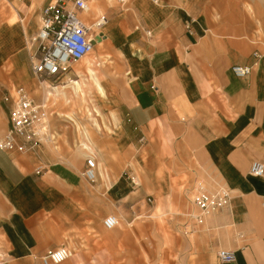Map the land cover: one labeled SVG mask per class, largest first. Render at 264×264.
I'll return each mask as SVG.
<instances>
[{
  "label": "crops",
  "instance_id": "1",
  "mask_svg": "<svg viewBox=\"0 0 264 264\" xmlns=\"http://www.w3.org/2000/svg\"><path fill=\"white\" fill-rule=\"evenodd\" d=\"M105 1L108 15H100L104 9L99 0H89L88 22L98 13L106 23L101 29L102 40L85 58L88 61L82 70H77L76 64L71 66L80 78L76 81L79 88L67 81L55 87L40 83L38 88L46 101L59 95L66 99V88L82 102L85 94L105 99L107 90L116 83L106 75L108 65H114L110 61L113 55L122 84L111 100L124 141L145 150L152 164L165 166L140 176L139 183L134 179L132 184L138 189L132 188L122 175L115 178L101 166L79 133L88 142L87 136L70 117L66 121L78 134L72 141L60 126L51 127L50 122L56 139L54 151L60 150L56 146L60 137L62 145H79L88 152L85 157L93 155L97 162L94 185L82 177L83 171L61 163L46 164L44 153L33 156L0 151V264H40L35 256L59 247L71 253L60 264H112L120 254L117 244L122 242L107 236L105 232L113 230L102 226L108 202L125 205L134 213L144 199L152 205L149 212L153 215L162 212L164 205L169 212L172 191L182 180L187 181V188L182 190L188 204L186 213L177 216L179 222L167 221L165 236L157 235L158 224L150 226L157 235L155 244L164 246L163 260L167 264H264V177L248 174L252 162L264 165V59L248 42L219 41L218 34H208L203 0H162L158 5L150 0H132L131 12L125 13L117 12L113 0ZM49 2L23 0L22 6L29 9L26 14L35 6L26 22V40L36 32L39 14ZM17 20L11 8V18L2 30ZM24 34L20 29L12 41L20 42ZM5 50L0 62V91L12 94L9 88L17 75L34 78L26 46L6 54ZM234 65L251 66V74L235 78L230 72ZM22 88L36 100L31 91ZM3 97L0 110L8 128L11 105ZM144 156L142 153V159ZM195 166L209 172L217 183L198 180L192 168ZM38 168L42 171L36 175ZM143 181L152 185L155 194L162 192L157 197L165 204L162 201L155 206L154 197L141 188ZM197 184L209 190L226 188L230 204L207 217L202 225L188 227L185 216L194 210L189 199ZM221 250L232 252L234 261L221 262Z\"/></svg>",
  "mask_w": 264,
  "mask_h": 264
},
{
  "label": "rangeland",
  "instance_id": "2",
  "mask_svg": "<svg viewBox=\"0 0 264 264\" xmlns=\"http://www.w3.org/2000/svg\"><path fill=\"white\" fill-rule=\"evenodd\" d=\"M120 1L121 0H113V4L116 10H118L117 12L125 13L127 10L131 12L129 9L132 8V0H122L124 1L123 3H125L123 6H121L122 3H120ZM203 1L208 19V34H218L219 37L217 39L219 41L242 40L248 42L252 46V51H257V54L264 59V0ZM22 2L23 0H15V2L11 0H0V62L2 53L5 49L6 54L15 51L18 47L27 45V35L24 34L25 26L35 6H32V9L29 11L31 12L30 14H26L29 9L22 6ZM99 2L101 8L104 9L100 12V15H108L107 13L109 10L107 9L108 4L106 1L99 0ZM11 8H14L17 13V23L2 30L11 18ZM156 8H160V6ZM91 16L96 19L99 17V14L96 13ZM20 29L24 34L22 39L20 42L18 40L13 42L12 40ZM87 61L88 60L85 59L74 67L77 70H82ZM102 61L104 62L106 59H102ZM110 61H113L114 65H108L111 67L106 72V75L110 76L112 81H116V83L111 85L112 90H107L105 99L99 98L96 95L85 94L84 101L82 102L72 94L70 88L65 89L67 93L66 99L60 95L51 97L49 101L43 99L44 97L42 98V90L38 88L42 83L55 87L64 84L68 81V78L61 80L60 83L51 84L47 80L34 78V81H32L26 78L23 79L21 76L17 75L19 78L16 76L15 83L9 88V91L13 93V89L15 90L24 86L27 90L31 91L37 101H46L49 112H52V116L50 117L51 127L52 124L60 126L63 129L62 131L66 132L69 141L75 139L76 135L78 136L77 133L75 134L72 125L66 121V117L72 118L79 126L80 132L82 134L85 133L88 138L87 142L79 133L80 140L86 144H90L89 146L100 159L101 166L107 167L115 178L122 175L125 182L130 184L132 188L138 189V187H134L131 183V179H135V182L139 183L140 176L155 173L159 168L161 169L162 166H165V164L163 165L158 162H156L155 165L152 164V158H150V156L148 157L145 150L134 148L124 141V136H122L118 128L119 124L116 123L114 117L116 105L114 101L111 100V97H114L115 90L122 83L119 80L121 79L119 78V73L116 71V63L113 55ZM108 62L109 60H107V64ZM95 69L98 71L100 70L97 67H95ZM71 80L80 81V78H71ZM0 92V98L2 95H4V97L7 95L6 90H1ZM95 110L99 112V115L94 112ZM57 114L63 117L58 118L56 116ZM93 121L96 122L98 127ZM6 128L7 123L5 114L0 110V134H2ZM57 141L56 146H60L59 151H54L55 146H47L42 150V154L44 153L42 157L46 160V164L61 163L72 170L82 172L84 170V158L88 152L82 150L79 145L74 148L62 145L60 137H58ZM142 153L145 154L143 159L141 157ZM192 168L197 171L198 180H202L209 184L213 182L217 183L209 172L201 171L197 166ZM168 170L170 172V168H168ZM156 187V190H159L160 187ZM141 188L145 191L146 195L154 197L155 206L162 201L165 204L164 199L159 198L162 192L161 194H155L152 185H147L143 181V186ZM184 188H187V181L182 180L178 182L171 194L173 202V206L170 208L171 211L168 212L169 208L164 205L163 208L165 211L163 210L160 212V210H158L154 215L153 212H149L152 205L146 203L144 199L135 207L134 213L125 205L123 206L116 202H108L107 216H115L119 224L115 230L112 232H105V234L116 240L119 239L122 242V244H117L120 254L112 264H167V262L163 260L164 246L161 244L158 246L155 243L157 235L165 236V232L168 233L167 221L179 222L180 220L177 216H183V214L186 213L188 204L184 198L185 192H182ZM136 208H138V212H136ZM152 223H156L160 226V231H156L157 235L154 234V230L151 228ZM157 256L160 258L157 259Z\"/></svg>",
  "mask_w": 264,
  "mask_h": 264
},
{
  "label": "built area",
  "instance_id": "3",
  "mask_svg": "<svg viewBox=\"0 0 264 264\" xmlns=\"http://www.w3.org/2000/svg\"><path fill=\"white\" fill-rule=\"evenodd\" d=\"M21 1V0H18ZM162 0H150L158 5ZM88 0H50L41 10L36 32L28 36L26 50L33 78L47 80L51 84L60 83L68 78H79L72 65L90 56L95 40H102L101 29L106 19L100 16L92 22L87 20ZM252 68L247 65H234L231 74L237 79L246 78ZM45 82V81H43ZM3 101L10 103L8 128L0 137V151L37 156L47 146H54L56 139L50 127V117L46 101H36L23 88L13 89ZM85 168L82 177L90 184L95 182L97 162L93 155L84 159ZM42 168L35 171L39 175ZM248 174L255 178L264 177V165L254 161ZM131 183H135L131 179ZM231 195L226 188L207 189L197 184L190 194V203L194 210L186 214L185 226H200L210 215L228 208ZM151 202L150 199L147 200ZM115 216H107L102 221L105 230L117 227ZM66 247L48 250L34 260L40 264H60L70 257ZM218 257L223 263L234 261L232 252L221 250Z\"/></svg>",
  "mask_w": 264,
  "mask_h": 264
},
{
  "label": "bare ground",
  "instance_id": "4",
  "mask_svg": "<svg viewBox=\"0 0 264 264\" xmlns=\"http://www.w3.org/2000/svg\"><path fill=\"white\" fill-rule=\"evenodd\" d=\"M11 24H12V23H11ZM84 59H85V58H84ZM84 59H83V60H84ZM83 60H82V61H83ZM80 62H81V61H80ZM78 63H79V62H78ZM76 64H77V63H76ZM67 84H71L72 86H74V87L77 86V87L79 88V86H78V82H76V81L68 80V81H67ZM96 170H97V169H96ZM95 179H96V178H95ZM95 181H96V180H95Z\"/></svg>",
  "mask_w": 264,
  "mask_h": 264
},
{
  "label": "water",
  "instance_id": "5",
  "mask_svg": "<svg viewBox=\"0 0 264 264\" xmlns=\"http://www.w3.org/2000/svg\"><path fill=\"white\" fill-rule=\"evenodd\" d=\"M98 41H99V39H96V40H95V42H98Z\"/></svg>",
  "mask_w": 264,
  "mask_h": 264
}]
</instances>
